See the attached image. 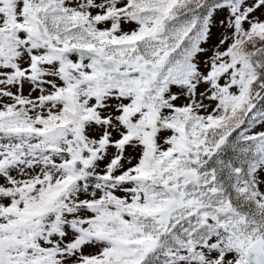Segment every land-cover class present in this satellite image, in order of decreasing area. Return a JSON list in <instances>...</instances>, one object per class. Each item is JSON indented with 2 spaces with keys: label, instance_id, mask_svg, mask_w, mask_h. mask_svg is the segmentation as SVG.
<instances>
[{
  "label": "snow or ice",
  "instance_id": "1",
  "mask_svg": "<svg viewBox=\"0 0 264 264\" xmlns=\"http://www.w3.org/2000/svg\"><path fill=\"white\" fill-rule=\"evenodd\" d=\"M0 264H264V0H0Z\"/></svg>",
  "mask_w": 264,
  "mask_h": 264
}]
</instances>
